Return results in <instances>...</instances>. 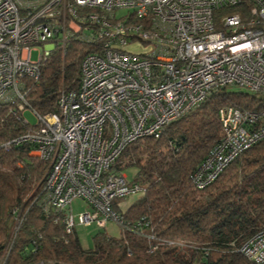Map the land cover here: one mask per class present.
Here are the masks:
<instances>
[{"label":"built area","instance_id":"2783aa9c","mask_svg":"<svg viewBox=\"0 0 264 264\" xmlns=\"http://www.w3.org/2000/svg\"><path fill=\"white\" fill-rule=\"evenodd\" d=\"M73 37L96 50L83 59L79 87L62 89L57 111L40 114L26 99L24 81L38 79L53 49ZM44 46L33 61V50ZM229 86L264 91V0H0V104L16 106L18 118L32 127L5 145L27 144L31 155L49 162L35 200L68 233L93 224L105 229L112 220L123 225V200L144 187L111 166L130 144L160 138ZM26 108L37 124L24 118ZM219 118L222 137L193 174L196 189L264 140V111L225 105ZM77 200L85 205L79 213L72 208ZM13 213L0 264H7L22 222L18 208ZM148 239L157 243L151 252L173 243L153 232ZM32 248L39 249L37 239ZM241 252L264 264V229Z\"/></svg>","mask_w":264,"mask_h":264},{"label":"trees","instance_id":"16d2710c","mask_svg":"<svg viewBox=\"0 0 264 264\" xmlns=\"http://www.w3.org/2000/svg\"><path fill=\"white\" fill-rule=\"evenodd\" d=\"M96 46L75 37L56 46L40 77L24 81L30 107L40 114L56 112L62 89L79 87L83 59ZM225 105L264 111V91L219 90L167 126L160 138L130 144L111 171L135 169L144 191L128 199L135 203L124 211L120 237L100 229L93 246L86 248L78 233H68L35 200L49 162L31 155L27 144L5 145L32 127L18 118L16 106L0 104V256L12 236L13 211L18 208L22 222L7 264H255L241 246L264 229V140L240 154L206 188L192 184L193 174L222 137L219 109ZM150 232L173 243L151 252L149 245L157 243L149 241ZM34 239L39 242L36 252Z\"/></svg>","mask_w":264,"mask_h":264},{"label":"rangeland","instance_id":"374dc122","mask_svg":"<svg viewBox=\"0 0 264 264\" xmlns=\"http://www.w3.org/2000/svg\"><path fill=\"white\" fill-rule=\"evenodd\" d=\"M44 49H45V46L44 47H37L36 49L33 50V53H32L33 61L38 60L39 55L41 54V52ZM239 89L240 88L237 86H229L227 88V91L233 92V91H237ZM21 113L23 114L24 118L27 121H29L32 125H35L38 123V117L31 108H26ZM125 172L128 176V179L131 182H134V181L141 182L142 181L141 176L137 173V171L135 169L129 168V169H126ZM131 201H134V202L131 203ZM134 203H135L134 199H132V200L126 199L122 203V207H123L124 211L128 212V210H130V208H131V205H133ZM72 208H73L75 213H79L80 211L85 209V205H84L83 201L77 200L73 203ZM132 214H133V210L129 211V216H131ZM99 230H100V228L95 224L90 225V226H86V227L85 226H79L77 228L78 236H79L80 241L84 247L90 248L93 246V236ZM105 230L110 236H113V237H120L121 236V227L117 223V221H115V220L109 221Z\"/></svg>","mask_w":264,"mask_h":264}]
</instances>
